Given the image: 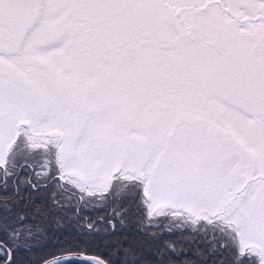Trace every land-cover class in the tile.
I'll list each match as a JSON object with an SVG mask.
<instances>
[{
	"label": "snow or ice",
	"instance_id": "snow-or-ice-1",
	"mask_svg": "<svg viewBox=\"0 0 264 264\" xmlns=\"http://www.w3.org/2000/svg\"><path fill=\"white\" fill-rule=\"evenodd\" d=\"M53 227L41 264H264V0H0V261Z\"/></svg>",
	"mask_w": 264,
	"mask_h": 264
},
{
	"label": "trees",
	"instance_id": "trees-1",
	"mask_svg": "<svg viewBox=\"0 0 264 264\" xmlns=\"http://www.w3.org/2000/svg\"><path fill=\"white\" fill-rule=\"evenodd\" d=\"M113 207L114 205H105L104 198L100 197L91 200L88 209L83 212V215L89 217L93 221L107 219L110 217ZM169 224L171 225V222H169ZM97 227L103 228L104 225L98 224ZM155 230L156 229H152V231ZM179 236L180 233L175 232L168 235L166 238L175 243L179 240ZM69 239L70 237L63 234L62 231H58L55 227H53L52 230L48 232V238L38 248L34 249L30 253H26L23 249H21L18 253H12V256L14 255L17 264H21V262L25 260L27 261V264H40L42 257L48 256L49 253L57 252V249L67 244ZM181 247L183 248L185 255H181L176 258L178 260V264H182V262L186 259H194L193 252L196 250L194 245L181 244ZM109 251H111V249H107L103 244H100L98 248L93 246L91 253L105 258ZM139 258L141 260V264H155V261L158 258L155 245H147L143 253L140 254ZM116 259L119 260L120 257H116ZM0 264H3V261H0Z\"/></svg>",
	"mask_w": 264,
	"mask_h": 264
},
{
	"label": "water",
	"instance_id": "water-1",
	"mask_svg": "<svg viewBox=\"0 0 264 264\" xmlns=\"http://www.w3.org/2000/svg\"><path fill=\"white\" fill-rule=\"evenodd\" d=\"M65 255H82V254L81 253H77V252H71V253H65ZM90 255L99 256V255L94 254V253H90ZM9 256H12V253L11 252H9ZM100 258H103V257L100 256Z\"/></svg>",
	"mask_w": 264,
	"mask_h": 264
}]
</instances>
